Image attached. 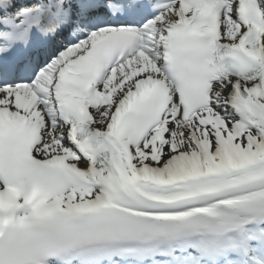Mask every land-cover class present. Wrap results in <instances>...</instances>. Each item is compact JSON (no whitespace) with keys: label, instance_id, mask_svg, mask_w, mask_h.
<instances>
[{"label":"snow or ice","instance_id":"6c2138e0","mask_svg":"<svg viewBox=\"0 0 264 264\" xmlns=\"http://www.w3.org/2000/svg\"><path fill=\"white\" fill-rule=\"evenodd\" d=\"M0 264H264V0H0Z\"/></svg>","mask_w":264,"mask_h":264},{"label":"clouds","instance_id":"9594fccd","mask_svg":"<svg viewBox=\"0 0 264 264\" xmlns=\"http://www.w3.org/2000/svg\"><path fill=\"white\" fill-rule=\"evenodd\" d=\"M42 196V190L38 185H34L32 188V191L29 195V199H28V203H31L32 200H34L37 197H41Z\"/></svg>","mask_w":264,"mask_h":264}]
</instances>
